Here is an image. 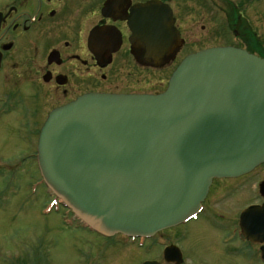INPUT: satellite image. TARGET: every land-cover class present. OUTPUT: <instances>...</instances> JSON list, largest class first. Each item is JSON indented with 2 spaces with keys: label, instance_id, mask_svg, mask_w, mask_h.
Segmentation results:
<instances>
[{
  "label": "water",
  "instance_id": "water-1",
  "mask_svg": "<svg viewBox=\"0 0 264 264\" xmlns=\"http://www.w3.org/2000/svg\"><path fill=\"white\" fill-rule=\"evenodd\" d=\"M170 8L138 5L130 26L156 61L183 40ZM47 187L95 231L147 237L194 217L216 178L264 163V58L219 46L186 56L158 94L88 93L54 109L38 140ZM264 194V182L260 184ZM260 208L245 212L263 225Z\"/></svg>",
  "mask_w": 264,
  "mask_h": 264
},
{
  "label": "flooded vegetation",
  "instance_id": "flooded-vegetation-1",
  "mask_svg": "<svg viewBox=\"0 0 264 264\" xmlns=\"http://www.w3.org/2000/svg\"><path fill=\"white\" fill-rule=\"evenodd\" d=\"M149 1L0 0V81L6 87L0 89V119L18 121V131L28 140L21 151L27 157L19 154L14 162L0 164V170L24 163L38 169L44 122L54 109L82 95L160 93L147 90L153 69L173 67V72L189 54L212 47H236L264 58L259 38L264 36L242 8L263 0H190L195 16L205 22L199 26L186 19V0H157L170 8L173 28L183 39L159 61L146 42L133 37L165 36L134 34L130 26L136 7ZM186 37H196L197 49L187 46ZM258 168L214 179L194 218L147 237L105 236L77 219L73 233L80 264H105L110 257L112 264H264V224L250 225L244 214L258 206L261 211L252 220L264 223L263 178L248 201L249 177ZM224 205L227 212L218 211ZM200 221L205 225L191 226ZM116 251L125 252L113 258Z\"/></svg>",
  "mask_w": 264,
  "mask_h": 264
},
{
  "label": "rangeland",
  "instance_id": "rangeland-1",
  "mask_svg": "<svg viewBox=\"0 0 264 264\" xmlns=\"http://www.w3.org/2000/svg\"><path fill=\"white\" fill-rule=\"evenodd\" d=\"M190 2L186 0L185 3L189 11L186 19H191L198 26L205 23L195 16L191 5H188ZM256 3L248 1L241 7L259 34L262 33L264 36V6L259 10L257 8L264 0L260 4ZM216 16L217 13L214 17ZM259 38L264 44V37ZM186 39L189 48L197 49V46H194L196 37ZM222 40L221 44H225V40ZM172 69L173 67L153 69L150 73L151 87L147 90L152 92L164 90ZM0 89H6L1 81ZM18 126L16 120L0 119V164L14 162L19 156L20 159L27 157V154L21 151H24L23 145H28V140L18 131ZM262 178L264 179V165L249 177L248 201L254 200V185ZM226 209L229 208L224 205L218 208V211L227 212ZM76 223L74 214L56 202L36 166L24 163L18 168L0 170V264H80L77 258L80 252L77 251L81 248L74 245L76 238L73 228ZM193 225L205 224L200 221L191 224ZM82 249L85 250L84 247ZM116 252L113 258L122 257L125 251ZM112 262L114 261L110 257L105 264Z\"/></svg>",
  "mask_w": 264,
  "mask_h": 264
}]
</instances>
